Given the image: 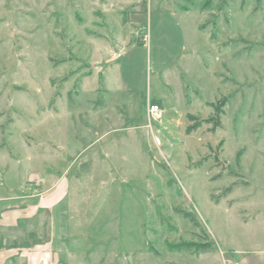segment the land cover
Wrapping results in <instances>:
<instances>
[{"label":"rangeland","instance_id":"obj_1","mask_svg":"<svg viewBox=\"0 0 264 264\" xmlns=\"http://www.w3.org/2000/svg\"><path fill=\"white\" fill-rule=\"evenodd\" d=\"M173 3L195 12L175 20L180 38L150 19ZM173 3L0 0V202L67 181L51 251L38 247L54 214L13 221L1 215L17 201L0 206V264H233L264 250V0Z\"/></svg>","mask_w":264,"mask_h":264},{"label":"crops","instance_id":"obj_2","mask_svg":"<svg viewBox=\"0 0 264 264\" xmlns=\"http://www.w3.org/2000/svg\"><path fill=\"white\" fill-rule=\"evenodd\" d=\"M149 1L150 0H147L148 9H149V5H150ZM170 1L172 3L174 2V0H170ZM169 7L170 8H160L161 10H156L155 12L153 11L154 13L153 12L151 13L150 19L151 20L153 19V21H156V22L167 20V19L172 20V22H174V25L177 26L176 32L180 38L182 29H181V26L179 25V23L178 22L176 23L175 20L177 21L178 20L177 18L183 19V20L187 19L190 16L194 15L193 13H195V12L193 10L179 8V5L174 4V3H173V7L172 6H169ZM142 14H143V11H140L138 17L142 18ZM144 30H145V25L143 22L142 32ZM119 55H120V53H117L115 55L114 59L117 60V57ZM153 104H157L160 108H162V110H164L162 100H160L159 103H153ZM91 112L93 113V116L99 114V113H96L95 111H91ZM65 181H66V177H61L60 179H57L54 183L55 186H53V188L50 190V192L45 197L40 198V199H36V201H34L30 197H24V198L18 197L14 200H8V201L0 202V206L2 205L1 206L2 208H4V207L9 208L12 203L15 204V201H17L18 205H16V206L18 208L16 210H13L11 213H7V214L5 212V213H3V215H1L2 217H5L7 219H13V221H15L16 218L17 219H19V218L23 219L24 218V220H30L32 218V216L34 214H36L37 212L45 213V214H47V213L54 214L53 218L55 219L54 220V222H55V236L52 237V240L50 241V243L45 244L44 246H41V247L37 246L39 248V250L40 249H47V250L49 249L51 251V249H53L54 246H55V248H58V245H59L60 241L62 240L61 237L58 235V231H56V230L60 229L59 222H60L61 214L59 211V206H60L61 201L64 200L65 196L67 195L66 194L67 193L66 186H64ZM10 201H12V202H10ZM9 204H10V206H9ZM38 254H39L38 257H34L33 259H35V258L44 259L45 255L47 253H45L43 255L41 252H39ZM233 264H264V250H254V251H249L247 253H242L239 257H237V259L234 261Z\"/></svg>","mask_w":264,"mask_h":264},{"label":"built area","instance_id":"obj_3","mask_svg":"<svg viewBox=\"0 0 264 264\" xmlns=\"http://www.w3.org/2000/svg\"><path fill=\"white\" fill-rule=\"evenodd\" d=\"M145 37L143 39V42L146 39ZM161 113H162V111L157 104L149 103L147 105V117H148L150 124H151V122H157L161 116Z\"/></svg>","mask_w":264,"mask_h":264},{"label":"trees","instance_id":"obj_4","mask_svg":"<svg viewBox=\"0 0 264 264\" xmlns=\"http://www.w3.org/2000/svg\"><path fill=\"white\" fill-rule=\"evenodd\" d=\"M154 103H157V102H154ZM198 127H199V124H194V125L188 127L187 131H188V133H190V132L196 130ZM186 216H187V214H186ZM185 248H187V246ZM210 248H211L210 245L204 246L201 248V252H203V253L207 252L208 250H210Z\"/></svg>","mask_w":264,"mask_h":264}]
</instances>
